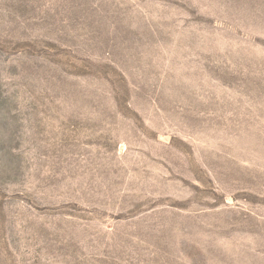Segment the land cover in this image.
Instances as JSON below:
<instances>
[{
	"label": "rangeland",
	"instance_id": "374dc122",
	"mask_svg": "<svg viewBox=\"0 0 264 264\" xmlns=\"http://www.w3.org/2000/svg\"><path fill=\"white\" fill-rule=\"evenodd\" d=\"M0 264H264V0H0Z\"/></svg>",
	"mask_w": 264,
	"mask_h": 264
}]
</instances>
